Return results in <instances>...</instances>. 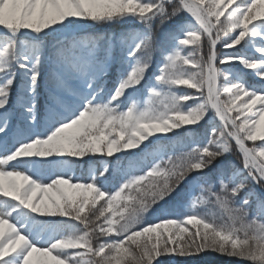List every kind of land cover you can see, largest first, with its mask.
Segmentation results:
<instances>
[{
	"label": "snow or ice",
	"instance_id": "1",
	"mask_svg": "<svg viewBox=\"0 0 264 264\" xmlns=\"http://www.w3.org/2000/svg\"><path fill=\"white\" fill-rule=\"evenodd\" d=\"M205 253L264 264V0H0V264Z\"/></svg>",
	"mask_w": 264,
	"mask_h": 264
},
{
	"label": "trees",
	"instance_id": "2",
	"mask_svg": "<svg viewBox=\"0 0 264 264\" xmlns=\"http://www.w3.org/2000/svg\"><path fill=\"white\" fill-rule=\"evenodd\" d=\"M218 51L223 53L225 50L222 47H219ZM229 51H233V50H229ZM246 71H248L250 73V70H246ZM246 79L248 80L249 83H254V84L258 83V78L253 77L250 74L247 75ZM180 90H184V89H180ZM229 159H236V158L235 157H229ZM237 163H239L238 160H237ZM154 219H155L154 216L148 217L149 221H152ZM160 259L169 260V259H173V258L162 257ZM174 259L178 262V264H204V262H208V264H247L246 261H241V260H238L235 258H227V257L219 256L215 253H205V254H201L200 256L187 257V258L176 257Z\"/></svg>",
	"mask_w": 264,
	"mask_h": 264
},
{
	"label": "rangeland",
	"instance_id": "3",
	"mask_svg": "<svg viewBox=\"0 0 264 264\" xmlns=\"http://www.w3.org/2000/svg\"><path fill=\"white\" fill-rule=\"evenodd\" d=\"M94 166H95V165L93 164L92 167H94ZM87 167H88V166H85V165L82 164V165H81V168L76 170V175H77V176L82 175L83 172H86ZM49 195H54V194H49Z\"/></svg>",
	"mask_w": 264,
	"mask_h": 264
}]
</instances>
